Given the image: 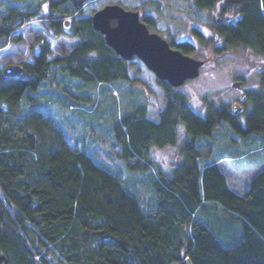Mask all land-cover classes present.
<instances>
[{
	"label": "trees",
	"instance_id": "trees-1",
	"mask_svg": "<svg viewBox=\"0 0 264 264\" xmlns=\"http://www.w3.org/2000/svg\"><path fill=\"white\" fill-rule=\"evenodd\" d=\"M191 1L197 12L219 10L213 36L194 30L214 56L239 48L264 55V0ZM49 4L47 29L57 37H77L80 44L49 59L51 45L43 42L32 61L21 63L17 77L0 67V264H264V166L239 194L212 145L200 143L226 126L245 141L260 137L264 147V72L261 89L246 93L252 108L244 120L211 95L204 96L200 114L180 87L157 78L166 101L158 121L142 102L112 122L114 156L126 170L145 174L151 197L144 204L87 147L69 141L40 106L35 93L53 72L85 83L132 82L130 63L93 28L92 15L70 0ZM37 17L35 9L3 13L0 50L19 42L13 34ZM141 19L150 30L158 21L152 14ZM169 42L185 54L196 51L191 40ZM63 90L73 105L94 103L91 93ZM178 123L187 130L179 145ZM169 146H178L182 156L170 172L152 156L154 148Z\"/></svg>",
	"mask_w": 264,
	"mask_h": 264
},
{
	"label": "rangeland",
	"instance_id": "rangeland-1",
	"mask_svg": "<svg viewBox=\"0 0 264 264\" xmlns=\"http://www.w3.org/2000/svg\"><path fill=\"white\" fill-rule=\"evenodd\" d=\"M150 1L88 0L82 8L85 16H91L107 4L120 3L132 10L137 7L142 15L152 14L158 19L155 28L151 31L159 33L168 42L173 39L194 42L196 51L190 56L205 60V63L199 75L188 79L180 86L181 90L187 94L194 110L200 114H205L203 98L206 95H211L219 102L230 106L238 102L241 107L239 116L244 120L245 115L252 108L246 93L261 89L260 77L264 72V55L250 48H239L223 56H214L211 46L207 42H200L194 30H200L206 37L213 36L211 25L214 18L219 15L218 8L212 12H197L191 0ZM49 3L50 0H0V16L12 8L35 9L38 12L36 19L13 34L14 38H20V41H10L0 50V67L32 61L34 54L40 51L45 41L49 42L52 48L49 59L66 55L79 46L80 41L77 37L70 35L57 37L47 29L43 16L50 13ZM128 62L132 82L85 83L62 72H53L35 95L39 97L43 110L52 114L65 129L69 141L77 147H87L98 163L116 172L132 190L137 192L142 202L147 204L151 193L143 183L145 174L126 170L122 162L114 156L111 125L121 114L142 102L148 104V116L158 121L160 111L166 106L165 93L158 85L155 74L142 61L134 58ZM235 81L242 82L240 88L233 87ZM136 83L143 87L137 86ZM64 88L74 92L91 93L94 103L83 106L73 105L65 96L67 92L63 90ZM24 107L25 113L31 110L27 104ZM200 143L205 147L212 145L213 156L221 158L219 162L228 176L230 186L239 192H243L248 187L252 176L249 167L251 162L264 159V147L261 148L263 141L260 137L256 136L253 140L245 141L226 126L213 138L202 139ZM166 150H171L175 159L169 161L167 169L163 164H158L170 172L181 161L182 156L178 146L154 148L153 152L161 153ZM237 153L241 156L236 157Z\"/></svg>",
	"mask_w": 264,
	"mask_h": 264
},
{
	"label": "water",
	"instance_id": "water-1",
	"mask_svg": "<svg viewBox=\"0 0 264 264\" xmlns=\"http://www.w3.org/2000/svg\"><path fill=\"white\" fill-rule=\"evenodd\" d=\"M88 0H70L76 7H82ZM93 28L104 35L107 44L123 59L134 58L155 74L156 78L168 81L174 87L182 86L188 79L199 75L205 60H200L174 48L159 33L149 29L137 10L114 3L107 4L92 14ZM3 73L7 77H17L23 72L20 63L5 65ZM240 88L241 81L233 82ZM233 111L239 112L238 103Z\"/></svg>",
	"mask_w": 264,
	"mask_h": 264
},
{
	"label": "clouds",
	"instance_id": "clouds-1",
	"mask_svg": "<svg viewBox=\"0 0 264 264\" xmlns=\"http://www.w3.org/2000/svg\"><path fill=\"white\" fill-rule=\"evenodd\" d=\"M186 128L182 123H178L175 128L177 144L183 142L185 135H186ZM154 159L157 160L158 163L163 164L164 168H168V163L170 160L175 159V155L171 150H166L165 152L156 153L155 151L152 153Z\"/></svg>",
	"mask_w": 264,
	"mask_h": 264
},
{
	"label": "crops",
	"instance_id": "crops-1",
	"mask_svg": "<svg viewBox=\"0 0 264 264\" xmlns=\"http://www.w3.org/2000/svg\"><path fill=\"white\" fill-rule=\"evenodd\" d=\"M264 159L263 160H253L252 162H251V164H250V169L252 170V176H251V179H250V181L252 180V178L263 168V166H264ZM262 164V165H261ZM228 177V176H227ZM250 181H249V184H250ZM249 184H248V187H249ZM230 185V184H229ZM231 187V186H230ZM248 187H247V189H248ZM232 188V187H231ZM233 189V188H232ZM247 189L246 190H244L243 192H239V191H237V190H235L236 192H238L239 194H244L246 191H247Z\"/></svg>",
	"mask_w": 264,
	"mask_h": 264
},
{
	"label": "flooded vegetation",
	"instance_id": "flooded-vegetation-1",
	"mask_svg": "<svg viewBox=\"0 0 264 264\" xmlns=\"http://www.w3.org/2000/svg\"><path fill=\"white\" fill-rule=\"evenodd\" d=\"M236 103H238V102H236ZM233 106V105H232Z\"/></svg>",
	"mask_w": 264,
	"mask_h": 264
}]
</instances>
